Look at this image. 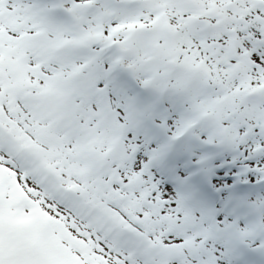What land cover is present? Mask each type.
Instances as JSON below:
<instances>
[{
  "label": "snow or ice",
  "instance_id": "obj_1",
  "mask_svg": "<svg viewBox=\"0 0 264 264\" xmlns=\"http://www.w3.org/2000/svg\"><path fill=\"white\" fill-rule=\"evenodd\" d=\"M0 264H264V0H0Z\"/></svg>",
  "mask_w": 264,
  "mask_h": 264
}]
</instances>
